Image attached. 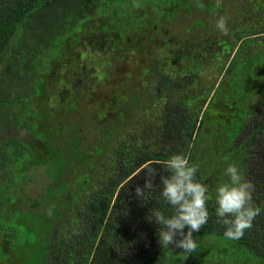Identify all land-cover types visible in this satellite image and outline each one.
I'll use <instances>...</instances> for the list:
<instances>
[{
  "label": "trees",
  "instance_id": "trees-1",
  "mask_svg": "<svg viewBox=\"0 0 264 264\" xmlns=\"http://www.w3.org/2000/svg\"><path fill=\"white\" fill-rule=\"evenodd\" d=\"M191 1L202 6V0H0V261L6 260L4 247L14 250L42 243L35 221L57 201L63 203L64 211L52 225V238L42 243L46 248L41 249V264H208L211 257L225 264H264V60L259 59L264 51H258L257 108L245 111L242 120L234 118L229 126L222 124L223 135L218 139L210 140L205 128L210 106L200 107L197 114L178 100L197 77L174 78L155 64L150 66L157 90L152 100H165L156 127L155 123L145 127L139 137L131 132L101 167L102 147L95 150L96 157L88 159L78 141L73 154L78 169L91 160L90 171L84 170L85 176L79 173L72 182H61L58 172L51 175L53 183L40 182L45 162L38 157L35 142L44 137L40 121L50 112L37 105L48 100L42 83L53 65L64 58L66 44L85 32L94 31L92 36H96L94 25L98 22L104 31L123 37L146 32L152 22L172 25L179 14L191 9ZM261 31L258 41L264 28ZM234 58L221 71L213 96L236 70ZM80 73L73 78L83 90H76L77 96L87 87L78 83ZM243 91L244 97L240 95ZM250 94L249 86H231L224 90L222 99L237 102ZM239 107L234 104L233 114ZM81 130V126L76 129ZM177 154L187 157L190 165L199 166L197 179L209 187V219L199 233L193 234L198 248L187 258L174 245L160 246V226L147 219L151 209L161 210L166 217L173 215L172 206L160 195L159 175H169L165 162ZM231 163L254 185L253 202L261 209L252 228L239 240L224 237L226 227L216 215V189L229 182L225 171ZM151 169L159 173L155 188L141 201L135 188L143 187ZM91 172L96 174L92 192L77 202L84 186L76 182L77 178L90 182ZM37 186L42 189L32 192ZM148 191L145 189L146 195ZM208 246L216 250H208ZM209 252L215 253L210 257Z\"/></svg>",
  "mask_w": 264,
  "mask_h": 264
},
{
  "label": "rangeland",
  "instance_id": "rangeland-1",
  "mask_svg": "<svg viewBox=\"0 0 264 264\" xmlns=\"http://www.w3.org/2000/svg\"><path fill=\"white\" fill-rule=\"evenodd\" d=\"M201 4L199 8L196 1H191V9L179 14L172 25L152 22L146 32L131 33L126 37L104 31V25L98 22L94 25L96 36H92L94 31L85 32L66 44L64 58L53 65L51 74L42 83L48 90V100L37 105L38 108L44 105L50 112L45 115V121H40L44 137L35 142L38 157L45 162L40 179L42 184L52 182L51 175L57 172L61 182H72L79 173L81 176L90 171L91 160L85 162L84 168L78 169L73 155L78 141L80 150L90 156L88 159L96 157L95 150L102 147L101 167L131 132L139 137L137 134L145 127L154 123L156 127L165 100L156 103L152 100L157 90L152 73L150 75L151 65H160L174 78L197 77L196 83L181 93L178 100L197 114L200 107L210 106L205 126L210 140L223 135L222 124L229 126L234 118L242 120L245 111L250 113L257 108L258 51H264V35L259 41L258 36L264 28V0H221L220 6H217V0H202ZM221 16L228 22L227 36L215 27ZM260 55L262 62L264 53ZM233 58H237L236 70L225 78L213 96V87L220 84L221 80H218ZM249 69V73L244 72ZM76 73L82 75L78 83L87 86L80 96L74 94L76 90L83 91L82 86L78 89L75 85L73 78ZM62 85L65 87L60 90ZM231 86L241 89L249 86L252 94L247 95L246 100L226 103L222 94ZM240 95L244 97V91ZM41 96L40 92L38 99ZM236 103L240 107L233 114ZM41 110L40 107V113ZM78 126H81L80 132L76 131ZM95 177V172H91L90 182L77 178L76 182L84 183L77 202L88 198ZM41 189L37 186L31 191ZM62 205L56 201L37 217L35 223L42 243L52 238V225L58 222L57 215L64 211ZM50 208L51 216L47 214ZM62 229L65 234L66 228ZM42 243L14 250L4 247L6 260L0 264H41V249L46 248ZM210 248L216 250L214 246H208V250ZM214 253L209 252L207 256ZM208 264L225 263L211 257Z\"/></svg>",
  "mask_w": 264,
  "mask_h": 264
},
{
  "label": "clouds",
  "instance_id": "clouds-1",
  "mask_svg": "<svg viewBox=\"0 0 264 264\" xmlns=\"http://www.w3.org/2000/svg\"><path fill=\"white\" fill-rule=\"evenodd\" d=\"M220 5L221 0H217V6ZM134 7L140 5L134 4ZM227 25V19L223 16L215 23L216 29L224 36L229 34ZM165 163L169 175H159L156 169L149 170L143 187L135 188V195L141 201L146 200L154 190V181L159 175L162 185L160 195L172 206L174 212L171 217H166L161 210L151 209L147 219L149 222L155 221L160 226L158 230L160 246L168 248L174 245L175 248L182 249L187 258L198 248L193 234L199 233L209 219L207 209L209 187L197 179L199 166L190 165L189 159L184 155H173ZM225 175L229 182L216 189V215L220 218L219 222L226 227L224 237L239 240L246 230L252 228L253 221L261 209L253 202L254 185L244 178L235 163L227 166ZM145 189L149 190L147 195ZM47 214L52 215L51 208Z\"/></svg>",
  "mask_w": 264,
  "mask_h": 264
},
{
  "label": "bare ground",
  "instance_id": "bare-ground-1",
  "mask_svg": "<svg viewBox=\"0 0 264 264\" xmlns=\"http://www.w3.org/2000/svg\"><path fill=\"white\" fill-rule=\"evenodd\" d=\"M217 89V88H216ZM226 151V150H225ZM226 155V154H225ZM202 157V156H201ZM203 164V163H202ZM28 209V208H27ZM35 210V209H34ZM36 211V210H35ZM32 218V217H31ZM38 226V225H37ZM23 228V227H22ZM52 230V229H51ZM201 235V234H200ZM197 237V236H196ZM203 237H204V235H203ZM21 239V238H20ZM31 239H33L32 237H31ZM22 241V240H21ZM51 249V248H50ZM182 251V250H181ZM176 254V253H175ZM70 255V254H69ZM244 255V254H243ZM219 256V255H218ZM179 257V256H178ZM170 259V258H169ZM68 260V259H67ZM175 261V260H174ZM176 262V261H175ZM34 264V263H33ZM174 264V263H173Z\"/></svg>",
  "mask_w": 264,
  "mask_h": 264
}]
</instances>
